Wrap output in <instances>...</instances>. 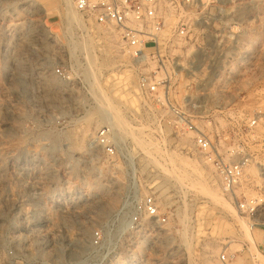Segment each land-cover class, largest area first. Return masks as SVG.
I'll use <instances>...</instances> for the list:
<instances>
[{
    "label": "rangeland",
    "instance_id": "374dc122",
    "mask_svg": "<svg viewBox=\"0 0 264 264\" xmlns=\"http://www.w3.org/2000/svg\"><path fill=\"white\" fill-rule=\"evenodd\" d=\"M72 3L69 27L65 0H0V264H108L120 244L115 213L150 194L169 214L159 239L170 264H264L262 228L167 102L208 116L226 158L250 157L236 194L264 211V0H196L152 95L138 79L155 62L136 63L112 28ZM102 94L126 127L97 120ZM103 127L118 144L112 157L96 141ZM97 231L109 232L100 256Z\"/></svg>",
    "mask_w": 264,
    "mask_h": 264
},
{
    "label": "built area",
    "instance_id": "2783aa9c",
    "mask_svg": "<svg viewBox=\"0 0 264 264\" xmlns=\"http://www.w3.org/2000/svg\"><path fill=\"white\" fill-rule=\"evenodd\" d=\"M74 4L96 23L112 28L117 40L136 63L141 64L147 59L155 62L156 69L140 72L138 79L141 92L152 95L158 91L159 85L167 81L166 64L171 57L170 47L176 40L185 39L189 34L190 14L196 7V0H74ZM56 71L62 73L59 68ZM153 100L163 104L166 102L159 97ZM167 102L176 122L194 133L195 150L213 166L223 190L237 203L241 212L253 218V227L262 228L264 251L263 206L256 197L240 199L236 194V188L246 180L250 157L237 160L226 158L220 151L215 135L204 125L205 121L210 120L208 116L197 119L171 103L169 98ZM110 133L109 127L101 128L96 141L112 157L117 155L118 144L111 140ZM114 217L120 244L108 259V264H170L166 250H162V246L167 244L159 239L163 238L159 235L169 230V214L161 209L154 195L126 201ZM108 234L97 231L92 237V248L99 256L106 249ZM221 258L227 262L224 253Z\"/></svg>",
    "mask_w": 264,
    "mask_h": 264
},
{
    "label": "bare ground",
    "instance_id": "6f19581e",
    "mask_svg": "<svg viewBox=\"0 0 264 264\" xmlns=\"http://www.w3.org/2000/svg\"><path fill=\"white\" fill-rule=\"evenodd\" d=\"M68 6V11L65 14L66 16V23L69 24L71 21L75 20L74 18L76 17V10L73 7V3L72 0H65ZM79 20V19H78ZM76 21V20H75ZM72 23V22H71ZM69 27L71 26L70 24L68 25ZM86 28V27H85ZM87 30V29H86ZM85 30V31H86ZM115 35V34H114ZM91 42V41H90ZM74 43V41H73ZM72 43V44H73ZM74 45V44H73ZM85 45V44H84ZM83 45V46H84ZM88 46V45H86ZM120 46V45H119ZM75 48L77 47V45L75 44L74 46ZM74 48V49H75ZM86 48V47H85ZM123 49V48H121ZM85 50V49H84ZM89 50V49H88ZM89 52V51H88ZM88 57V56H87ZM90 63V62H89ZM93 64V63H92ZM91 70V68L89 69ZM91 71L86 70V74L88 76L92 75ZM98 92V91H97ZM102 93V92H101ZM102 100H101V105L97 111V115L96 118L98 121H102V122H108L111 124V127L115 130H120V128H124L126 127V121L123 118L120 109L108 98L106 97V95L101 96ZM95 120V119H94ZM89 123H92V119L88 118ZM115 133L117 134V132L115 131ZM203 176V175H202ZM204 177V176H203ZM186 224V223H185ZM243 224V223H242ZM248 228V227H247ZM246 228V230H247ZM251 228H253V226H251ZM250 230V228H248ZM248 232V230H247Z\"/></svg>",
    "mask_w": 264,
    "mask_h": 264
}]
</instances>
